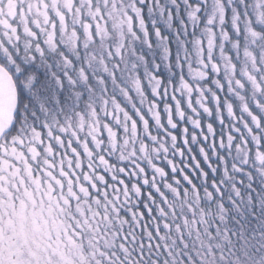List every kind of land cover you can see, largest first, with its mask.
<instances>
[{"label":"snow or ice","instance_id":"1","mask_svg":"<svg viewBox=\"0 0 264 264\" xmlns=\"http://www.w3.org/2000/svg\"><path fill=\"white\" fill-rule=\"evenodd\" d=\"M0 264H264V0H0Z\"/></svg>","mask_w":264,"mask_h":264}]
</instances>
